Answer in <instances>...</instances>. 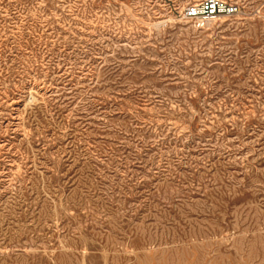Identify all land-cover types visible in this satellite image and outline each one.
<instances>
[{"label": "rangeland", "instance_id": "rangeland-1", "mask_svg": "<svg viewBox=\"0 0 264 264\" xmlns=\"http://www.w3.org/2000/svg\"><path fill=\"white\" fill-rule=\"evenodd\" d=\"M0 0V264H264V0Z\"/></svg>", "mask_w": 264, "mask_h": 264}, {"label": "built area", "instance_id": "built-area-1", "mask_svg": "<svg viewBox=\"0 0 264 264\" xmlns=\"http://www.w3.org/2000/svg\"><path fill=\"white\" fill-rule=\"evenodd\" d=\"M236 11L237 5L227 0H201L187 5L182 15L200 28L220 15H232Z\"/></svg>", "mask_w": 264, "mask_h": 264}]
</instances>
